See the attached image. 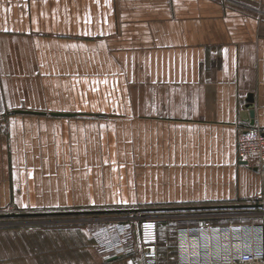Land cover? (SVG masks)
Segmentation results:
<instances>
[{"label":"crops","instance_id":"1","mask_svg":"<svg viewBox=\"0 0 264 264\" xmlns=\"http://www.w3.org/2000/svg\"><path fill=\"white\" fill-rule=\"evenodd\" d=\"M252 109L264 127V0H0V212L49 218L0 223V264H143L134 215L160 263L229 264L208 254L228 224L263 247L241 226L264 208L239 207L264 204L236 150ZM126 218L114 259L94 233Z\"/></svg>","mask_w":264,"mask_h":264},{"label":"built area","instance_id":"2","mask_svg":"<svg viewBox=\"0 0 264 264\" xmlns=\"http://www.w3.org/2000/svg\"><path fill=\"white\" fill-rule=\"evenodd\" d=\"M236 150L238 157L250 161L257 171L264 177V127L255 124L240 125L237 128ZM264 220V216H263ZM138 242L143 264H165L158 259L157 247L158 218L155 216H142L138 218ZM258 226L253 223L241 227ZM264 226V225H263ZM208 229L213 226L207 224ZM226 239L219 250L208 251V254L221 256L229 264H264V235L263 247L258 246L256 237L242 240V233L237 225L228 224L224 227ZM252 232L251 229H246ZM104 253L109 257H128L135 252V236L132 221H109L103 224L94 233ZM179 264V263H166ZM186 264H193L187 262Z\"/></svg>","mask_w":264,"mask_h":264},{"label":"rangeland","instance_id":"3","mask_svg":"<svg viewBox=\"0 0 264 264\" xmlns=\"http://www.w3.org/2000/svg\"><path fill=\"white\" fill-rule=\"evenodd\" d=\"M78 210V209H77ZM2 212H0L1 214ZM10 213H17L15 210L10 211ZM4 214V213H2ZM110 217L113 216H100L99 219H108ZM116 217V216H115ZM132 217V216H131ZM95 219V217L93 216H71V217H59V218H54L55 221H58V223L61 224H83L86 223V220L84 219ZM134 225L136 226L138 224V218L139 216L134 215ZM11 219V218H10ZM1 219L0 218V223H8V224H18V223H24V221H40V220H49V218H43V217H39V218H34V217H30V218H13V219ZM28 219V220H27ZM248 221L249 223H253V224H258L261 223L263 221V216L259 215V214H252L251 216L246 217L245 219ZM93 222H98V221H93Z\"/></svg>","mask_w":264,"mask_h":264},{"label":"water","instance_id":"4","mask_svg":"<svg viewBox=\"0 0 264 264\" xmlns=\"http://www.w3.org/2000/svg\"><path fill=\"white\" fill-rule=\"evenodd\" d=\"M248 109H251V105L247 106ZM249 111V110H248ZM18 113H24V114H44L41 112H30V111H17ZM53 116H69L67 114H60V113H51ZM249 119H247L250 124H254V111L253 109L249 111ZM240 208H245V209H256V208H264V204L262 203H252V204H246V205H239ZM89 213H94V214H106V213H122V212H127L124 210H102V211H88ZM46 214V213H44ZM51 215V214H59V213H47L46 215ZM42 215L41 213H31V214H25V213H7V214H0V218H20V217H31V216H38ZM114 259H118V257H115Z\"/></svg>","mask_w":264,"mask_h":264}]
</instances>
